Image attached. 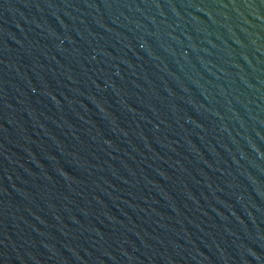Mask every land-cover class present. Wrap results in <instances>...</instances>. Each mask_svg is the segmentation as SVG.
<instances>
[{
  "label": "water",
  "instance_id": "water-1",
  "mask_svg": "<svg viewBox=\"0 0 264 264\" xmlns=\"http://www.w3.org/2000/svg\"><path fill=\"white\" fill-rule=\"evenodd\" d=\"M0 264H264V0H0Z\"/></svg>",
  "mask_w": 264,
  "mask_h": 264
}]
</instances>
